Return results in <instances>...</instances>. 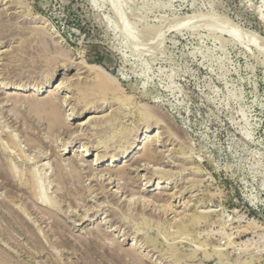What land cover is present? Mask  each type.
Wrapping results in <instances>:
<instances>
[{
    "label": "rangeland",
    "instance_id": "rangeland-1",
    "mask_svg": "<svg viewBox=\"0 0 264 264\" xmlns=\"http://www.w3.org/2000/svg\"><path fill=\"white\" fill-rule=\"evenodd\" d=\"M0 264H264V0H0Z\"/></svg>",
    "mask_w": 264,
    "mask_h": 264
},
{
    "label": "bare ground",
    "instance_id": "bare-ground-1",
    "mask_svg": "<svg viewBox=\"0 0 264 264\" xmlns=\"http://www.w3.org/2000/svg\"><path fill=\"white\" fill-rule=\"evenodd\" d=\"M48 87V86H47ZM60 87H63V86H60ZM67 88V87H66ZM101 89V88H100ZM23 91H25L24 90V88H18L16 91H15V93L14 94H18V96H19V94H22V92ZM42 91L44 92V90H43V88L42 87H35L34 89H32L31 90V92L29 93V98H31L32 99V97H35V98H37V100L39 99L38 98V94L39 93H42ZM46 92H49L50 93V91L49 90H47ZM52 92V91H51ZM51 94V93H50ZM15 96V95H14ZM22 96V95H21ZM27 97H28V95H27ZM42 100V99H41ZM51 100H53V99H51ZM34 102V101H33ZM32 102V103H33ZM35 102H37V101H35ZM42 102H45V103H48V102H50V100L49 101H41V103ZM86 102V101H85ZM38 103H40V102H38ZM51 103V102H50ZM33 104H35V103H33ZM49 104V103H48ZM36 105V104H35ZM72 111V110H71ZM75 114H73L72 112H69V113H67L66 114V116L67 117H70V116H74ZM81 125H84V124H81ZM79 126V125H78ZM78 132V131H77ZM75 134V133H74ZM78 135V134H77ZM76 137V136H75ZM78 137V136H77ZM80 137V136H79ZM87 139V138H86ZM138 141V140H137ZM153 141V140H152ZM151 141V142H152ZM135 143V142H134ZM148 143H150V141L148 142ZM147 143V144H148ZM132 144V143H131ZM152 144V143H151ZM128 146V145H127ZM131 146V145H130ZM150 146V145H149ZM103 147V146H102ZM132 147H134V149L136 148V146H132ZM130 148V147H129ZM123 150V149H122ZM121 150V151H122ZM147 150H148V148H147ZM85 151H87V150H85V149H82L81 150V153H84ZM88 153H89V151H87ZM124 153H123V158L122 159H126V158H128L130 155H131V153H132V151H130L129 149L128 150H126L125 149V151H123ZM120 156V154H118V153H116V154H113L112 156H110L111 157V163L108 165V166H110V167H112L114 164L113 163H116L117 161H118V157L116 158V156ZM81 156V155H80ZM103 156H97V159H98V161L99 162H101V161H103ZM93 168V167H92ZM109 173V172H108ZM121 173V172H120ZM122 178V177H121ZM24 184V183H23ZM159 184H160V182L158 181V183H157V185H156V188L157 189H160V188H162V187H159ZM146 186L147 185H149V182H147L146 184H145ZM24 187V186H23ZM178 191V190H177ZM43 198H44V196H43ZM157 198V197H156ZM43 201H45V200H43ZM47 202V201H46ZM229 241V240H228ZM216 251V250H215ZM217 253V252H216ZM218 254V253H217Z\"/></svg>",
    "mask_w": 264,
    "mask_h": 264
}]
</instances>
